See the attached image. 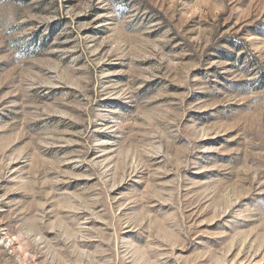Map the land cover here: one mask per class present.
Instances as JSON below:
<instances>
[{
	"label": "rangeland",
	"instance_id": "obj_1",
	"mask_svg": "<svg viewBox=\"0 0 264 264\" xmlns=\"http://www.w3.org/2000/svg\"><path fill=\"white\" fill-rule=\"evenodd\" d=\"M0 264H264V0H0Z\"/></svg>",
	"mask_w": 264,
	"mask_h": 264
}]
</instances>
